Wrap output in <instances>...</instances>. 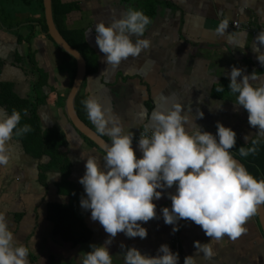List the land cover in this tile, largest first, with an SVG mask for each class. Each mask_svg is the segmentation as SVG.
<instances>
[{"label":"crops","instance_id":"crops-1","mask_svg":"<svg viewBox=\"0 0 264 264\" xmlns=\"http://www.w3.org/2000/svg\"><path fill=\"white\" fill-rule=\"evenodd\" d=\"M60 1L78 3L79 9L67 17V27L85 32L90 51L98 59L97 71L85 78L83 92L86 98H97L106 109L119 115L125 131L135 134L133 148L137 151L138 158L142 154L137 147V136L149 122L153 110L167 108L176 100L175 96H171L173 92L179 95L185 111L189 107L192 109L193 119L198 115L197 109L204 113V117L196 121L204 130L213 133L219 121L232 128L237 133V140L243 144H247L253 137L264 140V136L258 135V126L253 128L249 124L248 112L243 106L236 110L234 103L238 94L225 95L221 99L212 96L214 85L222 80L230 81L226 72H230L234 65L245 69L248 74L256 71L264 77V65L258 61L257 54L253 51L254 48H259L264 52V44L257 39L260 32H264V0H150L154 3L155 10L150 17L151 24L141 38L150 39L151 47L144 50L140 57L123 61L117 68H108L105 63V54L96 44L95 24L100 20L110 23L114 16L119 17L128 8L143 10V0ZM223 19L229 21V27L221 36L216 32V28ZM233 22H238V27H233ZM89 29H92L90 33ZM21 32L25 34V30ZM133 39L135 40V37ZM32 46L36 51L39 66L49 74V87L54 90H45L49 95L46 105L39 109L42 125L44 129L56 126L64 132L66 146L62 148V152L72 164L69 180L78 185L86 196L79 181L85 174L87 157L95 156L102 165L104 156L87 147L69 123L60 117L55 107V98L62 97L71 88L70 75L66 71H56L60 68V62L45 38H34ZM24 50L23 45L17 44L16 32L7 31L0 26V59L4 62L1 69L2 82L12 83L17 91L21 85L24 84L26 88L28 84L11 59L13 53L21 54ZM163 95L171 98L164 101L161 98ZM220 104L222 106L218 107ZM87 119L91 129L98 134L88 115ZM101 136L110 140L106 135ZM245 136H249L248 141L244 139ZM28 161L30 164L33 162L14 139V150L9 164L0 166V180L3 177V180H6L5 174L11 178L9 193L0 194V200L3 199L0 201V212L6 214L10 229L18 241L29 248L28 258H31V254L44 255L46 245L55 246L53 241L45 242L44 235H48L49 240L58 238L51 234L52 225L44 220L46 203H66L67 198L59 196L56 192L55 184L59 181L57 173L47 174V187L44 189L37 183L34 164L32 163L29 172L23 166ZM28 187L31 190L27 189ZM17 189L29 191L31 196H37L40 191L44 209L40 213L39 208L26 213L18 210V207L29 203L33 198L27 200L26 195H16L14 201L8 203L5 198L11 195L13 190L17 193ZM167 191L174 192L175 188ZM36 202L31 200L29 206L33 207ZM154 203L157 204L159 218L147 223L140 222L148 230L147 238H128L124 233H119L113 239L110 245L113 264H124L122 253L126 249L121 248V244L129 248L136 247L142 254L152 256L157 254L161 245L168 244L174 253H179V264H184L185 257L189 255L194 256L195 264H264V236L257 215L248 220L245 225L247 231L239 238L232 240L225 236L216 240L208 237L201 226L190 220H180L179 231L173 232V226L164 222L161 212L162 207H171L172 201L165 193L164 197ZM78 209L85 226L92 233L85 246L89 247L93 243L103 244L110 234L105 232L98 221L91 220V212L84 210L80 202ZM19 214L22 216L17 220ZM197 241L211 244L214 251L211 260L205 259L203 253L197 252ZM53 248L54 252L48 257H39L43 259V263L58 262L59 253L62 251L59 246ZM39 258L29 259L30 264L39 263Z\"/></svg>","mask_w":264,"mask_h":264},{"label":"clouds","instance_id":"clouds-1","mask_svg":"<svg viewBox=\"0 0 264 264\" xmlns=\"http://www.w3.org/2000/svg\"><path fill=\"white\" fill-rule=\"evenodd\" d=\"M151 19L143 10L128 8L110 23L100 20L95 24L96 44L105 54V63L117 68L129 58H138L151 47L145 35ZM229 21L223 19L216 32L223 36ZM92 29H89V33ZM135 37V40L133 39ZM264 44V32L257 37ZM258 61L264 65V52L254 48ZM229 89L236 96L239 106L248 112L249 124L258 126L259 136H264V77L256 71L248 74L245 69L232 66ZM222 90V89H221ZM176 100L167 108L152 111L150 120L138 139L139 158L133 148V132H126L119 115L106 109L95 97L83 101L88 118L97 132L110 138L104 145V163L95 156L86 160L85 174L80 178L86 196L81 197V207L91 212V220L103 226L109 238L103 244H90L91 251L84 253L82 264H113L110 245L113 239L124 233L128 238L145 239L148 230L142 225L159 218L157 204L167 194L171 207H162L164 222L179 231V221L190 220L204 230L211 239L225 236L235 240L244 234L248 220L264 208V179H257L232 154L237 143V133L223 123L217 122L215 134L206 131L196 121L204 113L192 117L173 92ZM162 100L171 97L163 95ZM220 104L218 107H221ZM27 115V110H24ZM143 117V113L141 114ZM19 110L11 113L0 106V166L9 164L14 150V133L22 136L31 132L32 126H20ZM246 141L249 136H245ZM252 147H240L239 154L247 157L257 151ZM175 188V191H167ZM197 252L211 260L214 251L210 243L197 241ZM122 254L124 264H179V253L163 244L157 254H142L136 247H127ZM29 248L19 242L11 231L6 214L0 212V264H30ZM184 264H195L192 255L186 256Z\"/></svg>","mask_w":264,"mask_h":264},{"label":"trees","instance_id":"trees-1","mask_svg":"<svg viewBox=\"0 0 264 264\" xmlns=\"http://www.w3.org/2000/svg\"><path fill=\"white\" fill-rule=\"evenodd\" d=\"M143 12L151 17L154 14V3L150 0L141 1ZM146 6V9H145ZM79 9L76 2L63 3L60 0H51V10L53 23L64 38V40L83 57L86 64V74L84 80L75 96L74 109L79 119L87 126H90L87 119V111L83 101L86 100L84 94L85 78L95 73L98 68L97 56L90 51L85 32L83 30L71 29L67 27V17L73 11ZM0 26L7 31H15L18 45H23V53L12 54L11 62L19 69L25 77L29 86L28 94L20 95L15 86L9 82L0 81V106L5 107L9 113L13 109L19 110L22 115L20 126L30 124L32 131L22 136L14 138L21 144V148L26 156L34 161L37 173V183L46 189L47 174H59V181L55 184L56 192L59 196L66 197V203L47 202L45 205L44 220L52 225L51 234L60 236L71 245L77 246L80 243H88L91 239V231L85 226L78 205L81 197L85 196L80 187L69 180L72 164L67 155L62 152L66 146L64 132L56 126L44 129L40 117L39 109L46 105L49 93L53 92L49 87V74L39 66L36 58V51L32 42L36 37H43L49 43L53 54L60 62L61 69L70 75L71 84L75 75V60L60 49L47 35V26L44 18V8L42 0H0ZM25 30V34L21 31ZM4 62L0 59V72ZM230 81L222 80L212 88V96L221 99L225 95L233 94L229 89ZM71 86V85H70ZM222 89V90H221ZM69 91V90H68ZM68 91L62 97L55 98V107L60 117H63L73 130L86 143L87 147L95 149L103 156L102 152L93 142L78 133L67 119L64 106ZM27 115H24V110ZM217 129L213 131V134ZM98 135H100L98 133ZM101 136V135H100ZM107 143L110 140L101 136ZM259 140L256 146L257 151L247 157L239 154L240 147H252V141ZM232 154L239 160L258 180L264 179V140L253 137L247 144L237 140ZM46 158V160L44 159ZM22 214L18 215L19 220Z\"/></svg>","mask_w":264,"mask_h":264},{"label":"water","instance_id":"water-1","mask_svg":"<svg viewBox=\"0 0 264 264\" xmlns=\"http://www.w3.org/2000/svg\"><path fill=\"white\" fill-rule=\"evenodd\" d=\"M43 8H44V18L47 26V35L52 39V41L62 49L66 54L71 56L76 63L75 75L71 84V88L65 100L64 112L74 127V129L80 133L82 136L93 142L102 152L105 153L104 145L107 143L100 135H98L95 131H93L89 126H87L84 122H82L74 109V99L75 96L84 80L86 74V64L81 56V54L73 49L60 35L58 30L56 29L53 19H52V10H51V0H42ZM2 73L0 72V81ZM5 82V81H4ZM20 144V142H18ZM21 146V144H20ZM106 154V153H105ZM258 223L262 230V234L264 236V208H262L257 214Z\"/></svg>","mask_w":264,"mask_h":264},{"label":"rangeland","instance_id":"rangeland-1","mask_svg":"<svg viewBox=\"0 0 264 264\" xmlns=\"http://www.w3.org/2000/svg\"><path fill=\"white\" fill-rule=\"evenodd\" d=\"M58 73H60V71L62 72L63 70L61 69V67L59 68V70H56ZM65 71V70H64ZM21 79H22V81H23V77H21ZM20 86V85H19ZM18 93L20 94V95H26V94H28V86L25 88V85L23 84V85H21L20 87H19V89H18ZM20 152V151H19ZM20 154V153H19ZM30 161H28V163H26V164H24L23 166H25L26 167V170L29 172L30 171V169H32V163L33 164H35L34 163V161L33 162H31V164L29 163ZM6 170H8L7 169V167H6ZM5 176H6V180H3L4 179V177L0 180V194L1 195H4V194H6V193H9V184H10V177L7 175V174H5ZM57 176H59V174H57ZM60 177V176H59ZM14 178V177H13ZM30 187V186H29ZM29 187L27 188V189H29ZM23 188V187H22ZM29 190H31V189H29ZM17 193H16V191H12V193H11V195L9 194V196L7 197V198H5V199H7V201H8V203L10 202V201H14V197L17 195V196H19V195H26V198H27V200H30V198H32L31 200H33V201H37L35 204H34V206L32 207V206H29V203L31 202V200L29 201V203L27 202V204L25 203V204H23V206H21L20 208L18 207V210L20 209V210H22V211H24L25 213L26 212H28L29 210H31V209H37V208H39V213L41 212V210H43L44 209V206H43V202L40 200V199H42V194L40 193V191H39V193H37V196H31L30 194H31V192H23V191H20V190H18L17 189ZM25 198V199H26ZM1 200H3V199H1ZM0 200V201H1ZM13 205H14V203H12ZM42 205V206H41ZM41 206V207H40ZM32 207V208H31ZM35 211V210H34ZM29 214V213H28ZM22 224H24V222L22 223ZM46 234V233H45ZM51 240H49L48 239V235H44V238H43V240L46 242V241H53V242H55L54 244H55V246H45L44 247V249H46V247H47V250H46V252L44 253V255L43 254H41V255H39V254H36V255H33V254H31V258H28V259H34V257H48V255L49 254H51V253H53L54 252V248L53 247H57V246H59L60 247V249H61V251H62V253H59L60 255H62V256H58L59 258H58V262H54V263H52V264H82V261H83V257H84V253H86V252H88V251H91V248L90 247H87V246H85V244L86 243H80V244H78L77 246H72L71 245V243H69V242H66L63 238H61L60 236H58V238L56 237V238H50ZM48 242H47V244H48ZM53 245V244H52ZM62 249H64V250H62ZM58 253V252H57ZM41 258H39L38 260L40 261L39 263H34V264H48V262H44L43 263V259H41ZM46 259V258H45ZM68 261V263H64V262H67Z\"/></svg>","mask_w":264,"mask_h":264},{"label":"built area","instance_id":"built-area-1","mask_svg":"<svg viewBox=\"0 0 264 264\" xmlns=\"http://www.w3.org/2000/svg\"><path fill=\"white\" fill-rule=\"evenodd\" d=\"M231 25L233 26V27H238V22H233V23H231ZM144 131V130H143ZM142 132V131H141ZM140 132V133H141ZM140 133H139V135L137 136V139H139V136H140Z\"/></svg>","mask_w":264,"mask_h":264}]
</instances>
